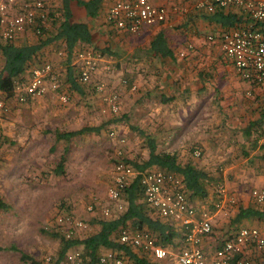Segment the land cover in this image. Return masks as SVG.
Returning <instances> with one entry per match:
<instances>
[{
    "label": "crops",
    "instance_id": "crops-1",
    "mask_svg": "<svg viewBox=\"0 0 264 264\" xmlns=\"http://www.w3.org/2000/svg\"><path fill=\"white\" fill-rule=\"evenodd\" d=\"M111 1L102 0L96 17L88 16L86 10L80 7V20L90 26V46L100 53L104 52V56L112 62L117 71L118 76L112 79L111 84L117 86L121 94L122 111H128L129 116L131 113L132 116H137L144 110L145 120L148 119L145 127L155 138L157 150L173 153L177 162L182 165L190 164L206 173L207 176L203 179L207 190L205 197L193 196L187 189L192 204L200 209H212L215 196V186H212V183L216 181L223 183L228 193L237 199L235 207H232L227 215L216 213L211 233L202 240L204 250L211 254L225 240L233 237L238 228L264 225V217L253 216L236 221L240 208L252 207L264 211V201L259 203L251 197L252 189H264V136L255 133L263 123L262 121L259 124L258 121L260 122L261 111L264 109V91L238 78L232 64L224 58L218 40H207V36L219 35L222 29L247 23V19L236 8L217 9L212 14H205L197 11L191 1H184L180 3V12L171 11L166 23L145 26L139 33L130 34L118 31L107 23L106 11ZM57 2L61 3V0ZM75 4V0H70V6ZM167 4L170 5L171 1ZM211 15H222L231 22L227 24L210 21L207 17ZM158 36L163 39L162 47H165L166 53L152 48V43L160 41ZM37 39L35 36L25 35L18 38L17 43H34ZM52 45L54 50L46 57L55 60L57 65L60 62V58L54 53L57 43L53 42ZM61 62L63 64L60 63L59 68L64 70L65 58H62ZM2 64L0 53V69ZM122 68L129 71V79H123L121 76L124 74ZM122 80H125L126 84ZM66 84L68 85L67 82ZM71 92L74 96L84 98L83 93L72 90ZM90 98L89 101L86 98L88 102L85 103L92 107L86 106L79 120H73L74 114L77 113L71 112L72 114L66 116L65 121L61 123L63 130L59 128L57 132L67 133L97 126L104 122V118L106 121L116 115L100 112L99 108L104 106V103L95 91ZM42 101L45 100L35 99L38 103ZM33 107L34 105L31 114L39 115L41 109L36 110V107ZM23 110L29 111L26 107ZM93 110L100 120L103 119L97 125L94 124L98 121H92L97 119L93 118ZM42 126L38 125L41 131L44 130ZM51 126L49 124V127ZM26 128L27 125L21 127V138L16 143V157L19 163L17 170L25 175L30 169L38 166L39 170L43 171L42 174L46 172L47 175L50 171L55 175L57 166L53 165L51 169V165L43 167L42 162H37L43 160L40 158L38 147L44 148V144L36 139L28 140L25 135L28 131ZM195 146L201 148V156L191 153ZM52 148L53 144L50 145V150ZM7 158L9 163L11 157L7 155ZM65 162L64 158L62 163ZM63 170L64 166L61 174L64 173ZM141 198L142 196L138 200ZM208 198L210 205L204 204ZM84 214L87 220L96 218L87 211ZM96 216L101 217L100 214ZM160 220L179 230V226L174 225L172 221ZM144 229L156 237L152 231ZM99 230L100 225L95 223L89 232L96 233ZM178 233L171 244H165L172 250L182 246V232ZM86 235L82 234L79 238ZM70 249L84 254L82 244L73 246L68 251ZM108 250L99 247L96 256L99 258ZM249 256L252 264H264V246L251 250ZM86 258L90 260L89 256Z\"/></svg>",
    "mask_w": 264,
    "mask_h": 264
},
{
    "label": "built area",
    "instance_id": "built-area-1",
    "mask_svg": "<svg viewBox=\"0 0 264 264\" xmlns=\"http://www.w3.org/2000/svg\"><path fill=\"white\" fill-rule=\"evenodd\" d=\"M168 1H171L170 5ZM184 1H191L197 11L205 14H212L217 9L236 8L244 15L246 24L222 29L219 35H209L207 39L210 42L218 40L224 58L232 64L238 78L264 91V0H112L106 11L107 23L118 31L136 34L145 26L166 23L170 12L179 13L180 3ZM60 8L57 0H0V39L13 42L25 35L42 36L52 26L51 14ZM55 54L60 60L65 58L61 57L63 49L57 46ZM72 64L76 67L79 82L90 86L100 96L104 103L99 108L100 112L119 114L122 101L117 86L111 84L112 79L118 76L112 62L99 51L86 46L74 54ZM61 81L59 66L49 59L36 64L23 83H16L13 95L19 103H27L48 94L60 104L67 105L70 96L60 91ZM3 110L5 106L0 100V113ZM108 137L114 143L126 142L125 136L114 127L108 131ZM191 153L201 156L202 151L195 146ZM127 160L128 157L115 158L105 195H91L86 205L87 212L104 218L123 212L126 208L123 191L138 177L142 200L149 214L178 225L183 237L182 246L172 250L160 244L145 229L122 228L118 236L120 243L160 264H252L251 250L264 246V225L238 228L233 237L225 240L211 254L202 246L203 238L211 233L216 213L227 215L237 203L223 183L214 187L212 209H200L191 203L179 174L159 167L139 171ZM251 197L256 202H263L264 189H252ZM90 227L88 220L80 218L74 210L59 208L45 229L73 238L82 236ZM98 261L99 264H134L123 251L110 249ZM49 262L50 257H46L42 264ZM62 264H83L81 252L70 249Z\"/></svg>",
    "mask_w": 264,
    "mask_h": 264
},
{
    "label": "rangeland",
    "instance_id": "rangeland-1",
    "mask_svg": "<svg viewBox=\"0 0 264 264\" xmlns=\"http://www.w3.org/2000/svg\"><path fill=\"white\" fill-rule=\"evenodd\" d=\"M80 9L77 7L79 15ZM51 28L54 30V27ZM53 50L50 47L47 54L52 53ZM60 63L63 64L60 60L57 65H61ZM60 70L62 73L60 91H65L70 96L67 105L60 104L48 94L35 98L45 100L41 103L35 102V99L27 103H19L13 94L0 92V100L5 106V110L0 113V197L8 205L7 208L0 209V264H31L32 262L42 264L46 257H50L49 263L54 262L61 246L60 240L45 227L52 222L56 210L59 208L74 210L76 215L85 219L84 213L87 211L86 205L90 196L105 195L116 157H128V160L140 163L148 158L146 136L149 130L145 127L148 119L145 120L144 110H141L140 115L132 116L131 113L129 116L128 111L124 112L121 108L118 116L125 113L126 117L117 123L105 126L98 134L85 133L67 139L58 138L57 130L59 128L63 130L61 123L65 121L66 116L75 111L77 114H74L73 120H79L86 106L92 107L85 103L91 99V87L83 84L84 98L74 96L73 92H69L68 85L64 81L65 72L61 68ZM123 73L121 74L123 79H129V71L123 69ZM33 105L36 110L41 109L37 116L30 112ZM25 107L29 111L23 110ZM93 112V118L97 119L92 121H98L94 124L97 125L103 119L100 120L98 114L94 110ZM40 124L43 125V131L38 128ZM49 124L52 126L49 127ZM25 125L28 129L25 133L27 139L31 141L36 139L44 144V148L38 147L40 158L43 160L37 162H42L43 167L51 165L49 168L52 169L53 165L56 167V164L65 158L63 174L53 175L50 171L47 175L46 172L42 174L43 171L35 165H33L35 168L30 169L25 175L17 170L19 163L16 157V143L21 138V127ZM111 127L124 135L126 142L113 143L108 137ZM138 130H143L146 135L139 133ZM51 144L54 148L50 150ZM7 155L11 157L9 163H7ZM154 167L156 166L152 168ZM218 182L212 183V186ZM204 204L210 205L209 198ZM87 232L84 234L86 235Z\"/></svg>",
    "mask_w": 264,
    "mask_h": 264
},
{
    "label": "trees",
    "instance_id": "trees-1",
    "mask_svg": "<svg viewBox=\"0 0 264 264\" xmlns=\"http://www.w3.org/2000/svg\"><path fill=\"white\" fill-rule=\"evenodd\" d=\"M75 2V6H70V0H61V8L59 10H54L51 14V27H54V30L50 28L45 31V34L37 37L38 39L34 43L19 44L17 40L13 42L1 40L0 53L3 64L0 69V92L7 93L8 95L14 94L13 89L16 83H23L36 64L49 60L46 57L47 50L52 47L53 42H55L58 48L63 49V55H61V57L66 58L65 70L63 71L66 74V80L64 81L68 83V89L70 91L84 93V86L77 78V70L72 64V59L77 51L81 50L84 46H90L92 44V33L89 24L80 20L77 7H83L88 16L96 17L102 0H75ZM212 16L213 15L208 16L207 19L214 22L221 21L227 24L231 22L222 15ZM158 39H160V41L152 43V48L156 51L160 50L159 52L166 53L165 47H162V37L158 36ZM101 53L103 55L105 54L104 52ZM92 92H94V90ZM30 101H33V99ZM125 117L126 115L124 114L122 116H118V114L112 115L111 118H108L100 125L88 126L67 133L58 131L56 135L58 138H69L84 133L98 134L107 124L117 123ZM262 121L263 123L260 125L259 131H255L259 136H264V109L261 111L260 122L258 121V123L260 124ZM138 131L146 135L143 130ZM155 142V138L147 133L146 144L148 147V158L142 163L132 160L127 161L139 171H145L156 166L168 172L177 173L181 176L186 189H188L193 196L205 197L207 195V190L203 183V179L206 178V173L190 164L182 165L177 162L176 155L173 153L158 151ZM62 168L63 163L60 161L54 170V174H61ZM137 179L135 178L125 188V191H123L127 206L122 213H118L109 218L96 217L88 220L90 224L96 223L100 225V230L98 232L90 233L88 231L90 234L87 232L88 234L86 233L87 235L82 238H66L60 232L54 231L53 235L60 240L61 246L57 259L48 264H61L68 249L78 244L83 245L84 254H81L83 264L85 262L94 264L98 261L96 252L99 247H105L116 252L123 251L133 260L134 264H160L157 261L142 257L137 251L131 249L124 243H120L118 240L119 232L122 228L139 230L146 228L156 235V238L162 245L166 243L171 244L174 236L176 237L177 234H179L177 228L163 223L159 218L152 217L142 198L138 200L142 194ZM7 206L8 205L0 197V209H5ZM253 216L264 217V211L252 207L240 208L236 216V221ZM86 256H89L90 260H88ZM31 264L36 263L32 262Z\"/></svg>",
    "mask_w": 264,
    "mask_h": 264
}]
</instances>
